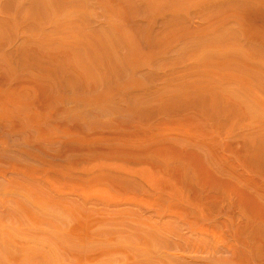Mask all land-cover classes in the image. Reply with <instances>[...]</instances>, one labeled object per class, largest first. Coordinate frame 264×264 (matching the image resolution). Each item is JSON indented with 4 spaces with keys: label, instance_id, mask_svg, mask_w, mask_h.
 <instances>
[{
    "label": "bare ground",
    "instance_id": "bare-ground-1",
    "mask_svg": "<svg viewBox=\"0 0 264 264\" xmlns=\"http://www.w3.org/2000/svg\"><path fill=\"white\" fill-rule=\"evenodd\" d=\"M0 264H264V0H0Z\"/></svg>",
    "mask_w": 264,
    "mask_h": 264
}]
</instances>
